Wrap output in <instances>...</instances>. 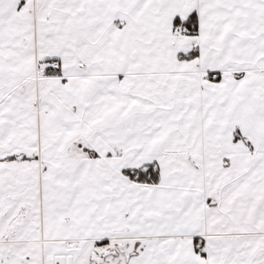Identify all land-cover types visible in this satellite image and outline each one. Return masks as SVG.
I'll return each mask as SVG.
<instances>
[{"label":"snow or ice","instance_id":"snow-or-ice-1","mask_svg":"<svg viewBox=\"0 0 264 264\" xmlns=\"http://www.w3.org/2000/svg\"><path fill=\"white\" fill-rule=\"evenodd\" d=\"M0 264H264V0H0Z\"/></svg>","mask_w":264,"mask_h":264}]
</instances>
